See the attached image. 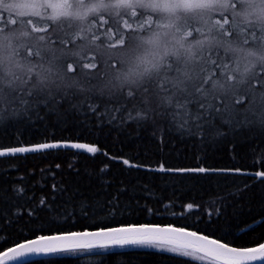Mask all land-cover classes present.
I'll list each match as a JSON object with an SVG mask.
<instances>
[{
  "label": "snow or ice",
  "instance_id": "1",
  "mask_svg": "<svg viewBox=\"0 0 264 264\" xmlns=\"http://www.w3.org/2000/svg\"><path fill=\"white\" fill-rule=\"evenodd\" d=\"M0 9V114L36 112L40 119V108L108 94L118 105L111 111L137 124L164 121L204 136H223L225 126L264 131V0H0ZM101 26L103 49L96 44ZM61 146L99 151L57 142L8 147L0 156ZM254 243L231 247L185 227L127 224L25 239L0 251V261L127 244L208 264L264 261V243Z\"/></svg>",
  "mask_w": 264,
  "mask_h": 264
},
{
  "label": "trees",
  "instance_id": "2",
  "mask_svg": "<svg viewBox=\"0 0 264 264\" xmlns=\"http://www.w3.org/2000/svg\"><path fill=\"white\" fill-rule=\"evenodd\" d=\"M103 33L101 26V49L108 44ZM108 99L80 96L51 112L40 108V119L36 112L0 114V148L49 140L99 148L0 156V251L40 235L127 224H171L235 247L264 243V177L258 175L264 171V131L225 126L223 136H204L164 121L137 124L112 112L118 105ZM161 164L209 171H159ZM236 169L256 175L228 172ZM20 264L208 262L129 244L58 251Z\"/></svg>",
  "mask_w": 264,
  "mask_h": 264
},
{
  "label": "water",
  "instance_id": "3",
  "mask_svg": "<svg viewBox=\"0 0 264 264\" xmlns=\"http://www.w3.org/2000/svg\"><path fill=\"white\" fill-rule=\"evenodd\" d=\"M57 142L60 143L61 145H64V144L71 145L73 143H76V142H73V141H62V140L52 141V142H47V143H57ZM39 144H41V143H39ZM34 145H37V144H27V145H20V146H14V147H26V146L27 147H31V146H34ZM4 149L5 148H1L0 151H3ZM52 149H68V150H71V149H76V148H72L70 146L69 147L61 146V147H57V148L41 149L39 151H30V152H24V153L6 154L4 156L35 153V152H40V151L52 150ZM228 172H231V173H239V174H248V175H256V173L245 172V171H239V172H237L235 170H228ZM92 231H95V230H92ZM56 235H58V234H56ZM33 239H35V238H33ZM21 243H23V242H21ZM127 245H129V244H127ZM110 246H121V245H110ZM122 246H125V245H122ZM229 246H231V245H229ZM13 247H15V246H13ZM231 247H235V246H231ZM51 253H54V252H50V253H43V252H41V253H27V254H25L23 256L17 257L16 259H10V260H6V261H0V264H18V263L23 262L25 260H29V259H33V258L45 256V255H48V254H51ZM263 262L264 261L257 260V261H250V262H248V264H259V263H263Z\"/></svg>",
  "mask_w": 264,
  "mask_h": 264
},
{
  "label": "bare ground",
  "instance_id": "4",
  "mask_svg": "<svg viewBox=\"0 0 264 264\" xmlns=\"http://www.w3.org/2000/svg\"><path fill=\"white\" fill-rule=\"evenodd\" d=\"M53 140H49V141H43V142H37V143H32V144H39V143H47V142H52ZM55 141H59V140H55ZM73 142H76V143H82V142H79V141H73ZM16 146H20V145H16ZM10 147H14V146H10ZM4 148H7V147H4ZM1 149V148H0ZM116 227H120V226H116ZM109 228H111V227H109ZM56 235V234H55ZM13 246H15V245H13ZM13 246H10V247H8V248H11V247H13ZM7 248V249H8ZM94 248H96V247H94ZM7 249H5V250H3V251H6ZM92 249V248H91ZM25 261H27V260H25ZM25 261H23V262H25ZM23 262H20V263H23ZM20 263H18V264H20Z\"/></svg>",
  "mask_w": 264,
  "mask_h": 264
},
{
  "label": "rangeland",
  "instance_id": "5",
  "mask_svg": "<svg viewBox=\"0 0 264 264\" xmlns=\"http://www.w3.org/2000/svg\"><path fill=\"white\" fill-rule=\"evenodd\" d=\"M140 246H142V247H151V246H145V245H140ZM190 258H192V257H190ZM192 259H194V258H192ZM199 261H201V260H199ZM203 262H206L207 263L208 261H203Z\"/></svg>",
  "mask_w": 264,
  "mask_h": 264
}]
</instances>
